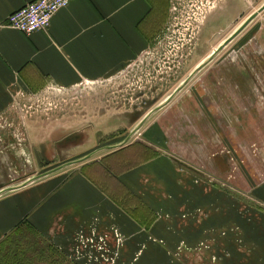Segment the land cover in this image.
I'll use <instances>...</instances> for the list:
<instances>
[{
  "label": "crops",
  "instance_id": "1",
  "mask_svg": "<svg viewBox=\"0 0 264 264\" xmlns=\"http://www.w3.org/2000/svg\"><path fill=\"white\" fill-rule=\"evenodd\" d=\"M33 1L0 0V131L19 130L34 168L0 189L18 187L0 194V264L18 263V252L29 259L32 248L37 256L36 242L70 255L90 242L98 248L92 264H212L213 250L195 246L224 241H239V264H264V56L196 73L134 141L75 160L89 148H59L67 125L24 116L18 129L14 104L47 85L72 89L118 73L156 38L167 0H70L47 31L27 36L7 19ZM237 147L239 186L205 180L199 169L219 173L216 164ZM0 155V164L21 169L14 155Z\"/></svg>",
  "mask_w": 264,
  "mask_h": 264
},
{
  "label": "rangeland",
  "instance_id": "2",
  "mask_svg": "<svg viewBox=\"0 0 264 264\" xmlns=\"http://www.w3.org/2000/svg\"><path fill=\"white\" fill-rule=\"evenodd\" d=\"M198 1L199 3L196 4L190 0H167L163 12V25L158 35L135 61L99 83L80 84L72 89H60L52 85L42 87L41 90L14 104L13 123H16L19 129L22 125V117L26 116L28 121L32 119L39 123L47 122L57 127L67 125V129L65 128L63 132L69 136L59 148L67 147L68 152L89 148L87 153L77 156L75 160L92 157V154H95L92 158H100L111 152L109 147L123 144L130 135L127 143L134 141L139 137L137 134L139 135L140 129L153 114L132 135L133 131L150 112L164 104L183 80L205 63L252 14L264 5V0H227L226 8H224L225 4L223 5L224 10H214L211 5H206L207 0ZM211 15L216 17L209 18ZM259 41L264 43V11L197 74L206 73L210 68L225 64L226 59L264 56V51L259 48ZM10 127L12 126H9L8 130L6 128L0 131V154L14 155V160L19 161L15 164L21 165V169L14 168L13 164L10 165L8 162L0 164V189L3 188V183H6L7 187H12L15 182L26 179L27 174L34 169L32 163L27 161L29 156L27 142L23 143L25 139L20 135L17 138L19 130L15 129L11 132L13 128ZM237 148L238 156L229 155L228 161L216 164L220 166L219 173L212 171L209 177L206 170L199 169L202 173H206L204 179L213 185L227 182L228 188L238 187L239 184L236 182H239V169L243 164L242 161L235 160L239 157V147ZM64 154L61 153L59 156L62 160ZM58 162L53 161V165L66 163ZM67 162H71V159ZM229 200L231 201L230 198ZM234 203L239 204V202ZM230 229L229 226V233L224 230L219 232V235L230 234L233 228ZM117 238L119 239L118 236ZM25 242L32 244L30 238ZM118 243L117 241V245ZM220 243L200 242L195 246L193 253L209 252L212 249V264H225V262L239 264V258L233 256L234 250H239V241L232 243L224 241L222 246ZM87 245L89 246L87 249L80 252L75 250L70 255L66 251L60 252L58 248L50 250L44 242L41 245L36 242L35 249L40 251L35 252L40 256H32L34 251L32 248L28 252L29 259H19L18 263L13 264H33L34 260L35 264L96 263L98 248L91 246L90 242H86ZM50 246L54 247V245ZM106 246L105 240L100 241L99 252L106 253ZM90 250H93L94 254L92 251L88 253ZM74 253L75 257H73ZM176 255L179 256V253Z\"/></svg>",
  "mask_w": 264,
  "mask_h": 264
},
{
  "label": "built area",
  "instance_id": "3",
  "mask_svg": "<svg viewBox=\"0 0 264 264\" xmlns=\"http://www.w3.org/2000/svg\"><path fill=\"white\" fill-rule=\"evenodd\" d=\"M70 0H36L8 17V25L27 36L47 31L55 15L66 8Z\"/></svg>",
  "mask_w": 264,
  "mask_h": 264
},
{
  "label": "water",
  "instance_id": "4",
  "mask_svg": "<svg viewBox=\"0 0 264 264\" xmlns=\"http://www.w3.org/2000/svg\"><path fill=\"white\" fill-rule=\"evenodd\" d=\"M264 11V5L257 11V12H255L254 14H252L242 25H241V27L239 28V29H237V31H235V33H233L232 35H231V37H229L224 43H223V45H221L209 58H208V60L205 62V63H203L202 65H200L195 71H194V73H192L189 77H188V79L175 91V93L164 103V104H162L161 106H159V107H157L156 109H154L153 111H152V113H150L149 115H148V117H146V119H144L143 121H142V123L139 125V127H137L134 131H133V133H132V135L133 134H135V132L136 131H138V129H140L141 128V126L145 123V121L149 118V116L151 115V114H154V113H156L159 109H161L165 104H167L169 101H171V99H173V97L175 96V94H177L188 82H189V80H190V78L192 77V76H194L196 73H198L201 69H203L206 65H208L230 42H232L237 36H239L244 30H245V28H247V26L261 13V12H263ZM130 137H131V135L126 139V141L123 143V144H120V145H118V146H113V147H109V149H113V148H116V147H119V146H122V145H125L126 143H127V141L130 139ZM87 158H89V157H86L85 159H87ZM85 159H82L83 161L85 160ZM78 162H80V161H78ZM74 162H72V163H68V164H66V165H70V164H73ZM76 163V162H75ZM65 165V166H66ZM63 167V166H62ZM59 168H61V166L60 167H58V168H56V169H54V170H52V171H49V172H47V173H45V174H43V175H41L40 177H43V176H46V175H49V174H51V173H53V172H55V171H57ZM40 177H37V179L38 178H40ZM23 186V185H22ZM15 188H18V187H15ZM15 188H8V189H6V190H4L3 192H1V193H5V192H7V191H11V190H13V189H15ZM0 193V194H1Z\"/></svg>",
  "mask_w": 264,
  "mask_h": 264
},
{
  "label": "flooded vegetation",
  "instance_id": "5",
  "mask_svg": "<svg viewBox=\"0 0 264 264\" xmlns=\"http://www.w3.org/2000/svg\"><path fill=\"white\" fill-rule=\"evenodd\" d=\"M190 1H194L196 4L199 3L198 0H190ZM227 2V0H207L205 3L206 5H211L212 6V9H219V10H224L223 9V5ZM196 4L194 6H196ZM201 4H203V2H201ZM224 8H226V4L224 6ZM213 12H217V11H213ZM211 13V12H210ZM211 17H216L214 15H211L209 18ZM216 21V19H215ZM215 59V58H214ZM202 70V69H201ZM200 70V71H201Z\"/></svg>",
  "mask_w": 264,
  "mask_h": 264
},
{
  "label": "trees",
  "instance_id": "6",
  "mask_svg": "<svg viewBox=\"0 0 264 264\" xmlns=\"http://www.w3.org/2000/svg\"><path fill=\"white\" fill-rule=\"evenodd\" d=\"M21 247H22V246H21ZM22 250H23V249H22ZM17 257H18L19 259H26V257H22L21 254H20L19 252L17 253ZM23 262H25V260H24ZM35 262H36V261L34 260V261H33V264H35Z\"/></svg>",
  "mask_w": 264,
  "mask_h": 264
}]
</instances>
